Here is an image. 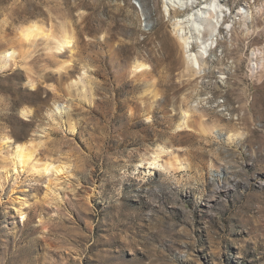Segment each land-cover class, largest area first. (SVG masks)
Returning <instances> with one entry per match:
<instances>
[{"label": "rangeland", "instance_id": "rangeland-1", "mask_svg": "<svg viewBox=\"0 0 264 264\" xmlns=\"http://www.w3.org/2000/svg\"><path fill=\"white\" fill-rule=\"evenodd\" d=\"M178 1L0 0V264H264V0Z\"/></svg>", "mask_w": 264, "mask_h": 264}, {"label": "bare ground", "instance_id": "bare-ground-1", "mask_svg": "<svg viewBox=\"0 0 264 264\" xmlns=\"http://www.w3.org/2000/svg\"><path fill=\"white\" fill-rule=\"evenodd\" d=\"M142 1L147 11L148 0H142ZM203 5H209L210 8L214 7L215 9V5H213V3L208 2V0H205V1L200 0V2L196 1L195 3L189 2L186 0H180L176 3L174 2L172 6L174 15L171 17V21L174 25L175 34L181 43V47L183 50V59L189 63L197 61L199 55L205 56L207 55L210 49H213V46L210 45L208 40L199 41V39H196L197 40L196 41L197 52H195L194 54V52L191 49V41L189 40L187 31H186L188 22L192 21L193 19H196L198 22L200 21L201 23L207 25V26H204V29L201 27L195 28L197 30L195 31V35H197V37L200 38V36H202L204 38V35L210 37L213 34L214 28H216V24L214 25L213 19L215 17H218V15L217 13H214L212 9H210L209 13H205V11L203 10L204 8H202ZM215 11L218 12L217 10ZM260 12H262V14L264 15V9H261ZM262 21L263 20L258 17L257 25L260 26L262 24ZM39 31H40L39 27L34 24V25L27 27L23 34L26 39H30L32 36H34ZM73 41H74L73 36L66 33L64 37L58 42V49H62L65 46L71 45ZM254 44L255 42L253 43V45ZM256 51H257L256 53L260 52V58H261L260 68H264V45L257 46ZM256 64L259 67V64L258 63ZM149 67L150 66L147 63L143 61H139V60L136 61L134 65L135 71L149 69ZM188 116L189 114L187 111H182L181 119L176 124L175 131L184 130L186 128ZM118 117L119 115L115 113L114 116L112 117L113 118L112 121L116 122ZM136 140L137 139H135L134 141ZM11 142H12V139L6 136L4 139L5 145L11 144ZM33 156H34L33 146H30V145L20 146L19 145L16 147L14 157L11 158V161L13 163V166H15V168L21 167V166L24 167L25 165H28L33 160ZM152 163L155 164V162H152ZM51 168H52V165L46 163L43 169L45 171H48ZM58 171H61V170H58ZM21 214H22L23 219H25L26 214L24 212H22Z\"/></svg>", "mask_w": 264, "mask_h": 264}]
</instances>
